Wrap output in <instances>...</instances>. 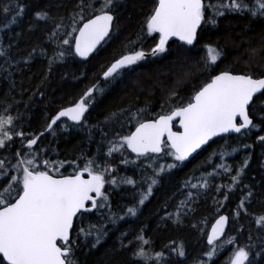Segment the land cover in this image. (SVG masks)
Here are the masks:
<instances>
[{
	"label": "trees",
	"instance_id": "16d2710c",
	"mask_svg": "<svg viewBox=\"0 0 264 264\" xmlns=\"http://www.w3.org/2000/svg\"><path fill=\"white\" fill-rule=\"evenodd\" d=\"M13 2L23 7L21 15L16 16ZM210 2L215 5L218 0ZM79 3L80 0H0V49L6 53L0 57V114L16 117L12 132L25 134L24 138L13 136L0 148V160L9 170L0 188L16 174L11 169L17 162L18 151L22 156L29 153V158L31 154H38L41 169L45 160L49 161L50 169L62 162L63 166L59 167L62 174H70L77 165L82 168L95 158L97 163L102 166L107 163L113 169L106 173V180L115 177L118 183H106L103 188L108 201L101 202L108 207L78 214L74 219L71 240L75 241L76 264H142L132 255L138 245L135 239L138 234L150 241L146 251L153 256L156 252L163 253L161 264H229L234 249L248 244L252 245L249 257L252 264H264V227L256 224V218L264 215V145L257 139L264 135V124H261L264 95L257 94L249 110L254 123L261 124L260 129L218 136L187 161L158 176L156 171L161 165L174 162L166 155L167 149L158 155L138 157L125 147L122 152L105 155L108 142L118 141L117 133L126 135L134 127V122L126 119L129 112L143 108L146 118H154L186 103L193 91L210 79L204 69L205 45L217 47L221 52L220 59L212 66V74L230 69L235 73H252L254 77L264 75V18L225 10L223 16L216 18L215 26L205 23L198 28L193 45L169 40L164 53L149 55L131 68L122 69L115 79L105 81L101 75L116 59L133 49L149 52L155 45L158 35L148 36L146 28L141 31L154 0H117L110 38L85 60L77 58L73 51L63 60H55L50 67L49 59L59 51L58 45L66 32L71 31L72 16L80 11L76 7ZM4 5L12 10L4 13ZM37 11L47 12L48 18L36 20ZM211 12L206 9V17ZM14 16L16 23L3 27ZM57 24L62 25L58 37L50 39ZM33 49H36L34 53ZM29 53H33L30 59ZM94 84L102 91L94 93L82 124L61 119L53 126L54 132L46 131L49 120L60 108L75 102ZM5 109H8L6 113ZM121 110L123 115H119ZM113 113L119 118H113ZM40 131L43 135L31 149L24 146ZM233 148L237 151L233 152ZM221 152L229 154L221 160ZM245 158L248 165L238 183L229 190L231 177L236 175ZM124 160L128 163H123ZM220 164L230 171L217 167ZM53 173L56 174L54 169ZM150 177L156 178L157 183L145 203L139 205L140 194L147 191ZM128 178L135 184L124 183ZM205 179L207 188H191V184L199 185ZM189 192L193 194L191 198ZM242 199L245 206L239 208ZM181 201L187 203L181 205ZM133 206L137 208V215L126 216V209ZM220 213L228 215V224L223 237L214 242L215 254L209 258L205 253L212 246L205 243V235L209 224ZM120 216L124 219H118ZM109 217L115 218L116 223ZM92 224L103 226L106 231L95 248L91 247L94 238L85 240L78 236L80 228L87 229ZM229 238L233 239L232 244L227 243ZM121 240L127 247L121 248ZM180 247L184 256L173 251Z\"/></svg>",
	"mask_w": 264,
	"mask_h": 264
},
{
	"label": "snow or ice",
	"instance_id": "6c2138e0",
	"mask_svg": "<svg viewBox=\"0 0 264 264\" xmlns=\"http://www.w3.org/2000/svg\"><path fill=\"white\" fill-rule=\"evenodd\" d=\"M97 4L99 7L96 6ZM116 4L117 0H87V2L80 0V3L76 5L80 11L72 16L71 31L66 32L58 45L59 51H56L54 57L49 59V66L51 67L55 60H63L65 56L72 55L73 51L76 56L87 58L96 50L97 45L106 38H110ZM12 8L17 9L16 16L24 11L23 7L15 2ZM12 8L4 5L3 11L8 13ZM206 9L212 10L207 17ZM225 10L241 14L248 13L253 18H264V0H218L215 5L211 4L210 0L207 4L205 0H154V7L146 17L141 31L143 32L146 28L148 36L158 35L155 46L149 52L133 49L128 54L122 55L103 72L104 80L115 79L121 74L122 69L131 68L149 55L155 57L164 53L172 37L186 45H193L197 39L198 28L205 23L215 26L216 18L223 16ZM34 17L38 21H43L48 18V13L37 11ZM11 23H16L15 16L3 27H8ZM61 26V24L56 25L50 39H57ZM130 43L134 44L135 41ZM204 49L206 51L204 69L208 72L210 79L194 90L186 103L171 107L155 118H146V110L143 108L136 112H129L126 119L134 122V131H129L126 135L117 133L119 139L108 142L106 156L122 152L125 147L138 157L146 156L148 153L160 154L167 149L166 155L172 157L174 162L166 166L161 165L156 171L158 176L166 169H173L179 163L186 161L212 137L231 132L242 134V130L250 132L252 129L261 128L264 117L261 119V124H256L250 118L249 110L254 97L257 94L264 95V76L255 78L252 73L234 74L230 69L212 74V66L220 59L221 52L212 45H205ZM35 51L36 49H33V53ZM33 53L28 54L29 59ZM5 55V51L0 49V57ZM97 91L102 89L96 84L92 85L73 106L58 111L51 117L46 131L54 132L53 126L62 117H67L75 124H82V118ZM175 94L173 91L172 95ZM4 111L6 113L8 109ZM123 114L124 110H121L119 115ZM112 117L119 118L116 113H113ZM15 119L16 117L12 115L0 114V148L5 147L13 136L24 138L23 132H12ZM176 119L179 120V128L182 131L172 130L173 121ZM257 139L264 145V135L258 136ZM36 143L37 138L28 139L27 147L31 149ZM244 147L249 148L251 145H244ZM232 151L236 152L237 149L233 148ZM228 154L221 152L219 158L223 160ZM16 157L17 162L11 169L16 174L11 175L7 184L0 188V264H76L73 249L75 241H72L70 237L74 218H77L78 214L82 215L94 209L108 207L107 203L101 202L108 201V196L102 189L106 183L117 185L115 177L106 180V173H111L113 169L107 163L102 166L93 158L88 160L82 168L77 165L72 173L64 175L59 173V167L63 166L62 162L59 167L53 164L50 169L49 161L45 160L41 169L38 167V154H31L29 158V153L22 156L18 151ZM122 162L128 163L127 160ZM247 165L248 159L245 158L243 164L236 170V175L231 177L232 184L227 186L229 190L238 183ZM217 167L225 172L230 171V168L224 164ZM53 169L56 174H53ZM8 175L9 170L5 162L0 160V178H2L0 183H3ZM209 175L212 174L209 173ZM149 179L151 182L148 184L147 191L140 194L139 205L145 203L152 194L153 186L157 183L156 178ZM124 183L134 185L135 181L128 178L124 180ZM185 184L188 182L186 181ZM190 186L193 189L197 187L205 189L208 187V181L205 179L199 185L191 184ZM217 190L219 191V188ZM192 195V192L188 193L189 198ZM251 195L252 193L249 192L248 196ZM227 198L225 195V199ZM186 203L187 201H181V205ZM244 206L242 199L238 207L244 208ZM125 215L136 216L137 208L128 207ZM109 219L112 223H116L115 218L109 217ZM118 219H124V216ZM226 221L227 217L220 216L207 235V243L212 246L206 253L209 258L215 254L214 242L224 233ZM256 224L264 227V215L256 218ZM105 235L103 226L96 224L90 225L87 229L80 228L78 232V236H83L85 240L89 237L94 238L92 248L100 244ZM135 239L138 245L132 254L134 259L141 261L142 264H150V261L161 264L162 252H156L153 256L146 251L145 246L149 245L150 241L145 239L143 234H138ZM249 240L251 241V237ZM233 242L232 238L227 241L228 244ZM131 243L129 241V244ZM125 247L127 245H124L121 240V248ZM251 247L252 245L248 244L234 249L230 264H252L249 259ZM173 251H177L179 256L185 255L182 247Z\"/></svg>",
	"mask_w": 264,
	"mask_h": 264
},
{
	"label": "water",
	"instance_id": "95a60500",
	"mask_svg": "<svg viewBox=\"0 0 264 264\" xmlns=\"http://www.w3.org/2000/svg\"><path fill=\"white\" fill-rule=\"evenodd\" d=\"M81 26H82V25H81ZM172 38H175V37H172ZM170 39H171V38H170ZM73 44H74V41H73ZM97 46H98V45H97ZM90 54H91V53H90ZM90 54H89V55H90ZM79 58H80V59H86V58H81V57H79ZM219 72H220V71H219ZM219 72H217V73H219ZM217 73H215V74H217ZM233 73H234V72H233ZM234 74H241V73H234ZM262 76H264V75H262ZM101 77H103V74H102ZM259 77H261V76H258V77H255V78H259ZM79 99H80V98H79ZM79 99H78V100H79ZM78 100H77V101H78ZM77 101H76V102H77ZM73 105H74V104H71V105H68V106H66V107H64V108H67V107H70V106H73ZM61 109H62V108H61ZM61 109H59L58 111H60ZM58 111H57L53 116H55V115L58 113ZM53 116H52V117H53ZM157 116H158V115H157ZM250 118H252V117L250 116ZM50 122H51V119H50L49 123H50ZM173 123L176 124V127H175V128H174V127L172 128L173 131H182V129L179 128V120H178V119L174 120ZM131 131H134V127H133V129H132ZM41 133H42V131H40V132H39L35 137H33V138H38V136L41 135ZM233 134H237V133H234V132L227 133V135H233ZM221 135H224V134H221ZM219 136H220V135H219ZM215 137H217V136H215ZM215 137H212L211 140L214 139ZM165 139H166V137H165ZM211 140H209L208 143H209ZM205 145H207V144H205ZM205 145H202L201 148L204 147ZM24 146H27V141L24 143ZM201 148H200V149H201ZM200 149H197V151H196L195 153H197ZM129 151H130V150H129ZM130 152H131V151H130ZM131 153H132V152H131ZM195 153H193L190 157H192ZM133 154H135V153H133ZM151 154H154V153H151ZM135 155H136V154H135ZM190 157H189V158H190ZM189 158H188V159H189ZM188 159H187V160H188ZM187 160H186V161H187ZM85 175H86V174H85ZM90 206H91V205H90V203H89V207H90ZM220 216H225V217H227V221H226L225 226H224V233H225V230H226V227H227V222H228V215H227L226 213H221V214H219L218 216H216V217L214 218V220L211 222V224L209 225V227H208V229H207L206 236H205V243H206V244H208V243H207V235H208V233L211 232L212 225L215 224L216 220L219 219ZM70 232H71V231H70ZM224 233H223L219 238H221V237L224 235ZM219 238H218V239H219Z\"/></svg>",
	"mask_w": 264,
	"mask_h": 264
},
{
	"label": "rangeland",
	"instance_id": "374dc122",
	"mask_svg": "<svg viewBox=\"0 0 264 264\" xmlns=\"http://www.w3.org/2000/svg\"><path fill=\"white\" fill-rule=\"evenodd\" d=\"M205 255H206V253H205ZM207 256V255H206ZM229 264H230V262H229Z\"/></svg>",
	"mask_w": 264,
	"mask_h": 264
}]
</instances>
